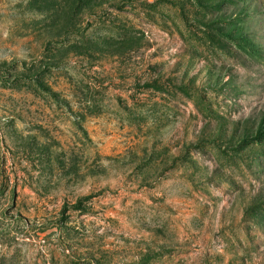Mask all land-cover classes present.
Listing matches in <instances>:
<instances>
[{
	"label": "rangeland",
	"instance_id": "obj_1",
	"mask_svg": "<svg viewBox=\"0 0 264 264\" xmlns=\"http://www.w3.org/2000/svg\"><path fill=\"white\" fill-rule=\"evenodd\" d=\"M0 264H264V0H0Z\"/></svg>",
	"mask_w": 264,
	"mask_h": 264
}]
</instances>
